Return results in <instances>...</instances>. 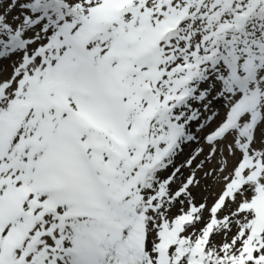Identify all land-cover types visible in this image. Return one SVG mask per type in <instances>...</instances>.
<instances>
[{
    "label": "snow or ice",
    "instance_id": "obj_1",
    "mask_svg": "<svg viewBox=\"0 0 264 264\" xmlns=\"http://www.w3.org/2000/svg\"><path fill=\"white\" fill-rule=\"evenodd\" d=\"M0 264H264V0H0Z\"/></svg>",
    "mask_w": 264,
    "mask_h": 264
},
{
    "label": "rangeland",
    "instance_id": "obj_2",
    "mask_svg": "<svg viewBox=\"0 0 264 264\" xmlns=\"http://www.w3.org/2000/svg\"><path fill=\"white\" fill-rule=\"evenodd\" d=\"M195 147V145H193ZM191 149H186V151H190ZM212 190H209L208 192H201L200 195L202 196H207L209 198V202H211V197H212Z\"/></svg>",
    "mask_w": 264,
    "mask_h": 264
}]
</instances>
